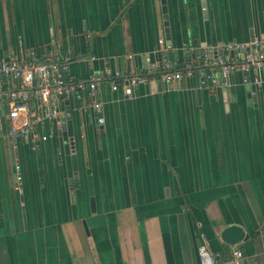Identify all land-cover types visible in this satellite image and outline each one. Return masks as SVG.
<instances>
[{"label":"crops","instance_id":"0c3cea01","mask_svg":"<svg viewBox=\"0 0 264 264\" xmlns=\"http://www.w3.org/2000/svg\"><path fill=\"white\" fill-rule=\"evenodd\" d=\"M164 2L165 58L182 78L112 91L113 73L162 59L161 0H0L2 59L58 51L71 79L97 86L62 101L33 141L6 139L0 105V264H200L201 244L218 264L234 250L263 264L264 82L250 105L245 87L264 69L185 71L217 43L243 45L242 64L264 39V0ZM229 225L244 231L237 244L221 239Z\"/></svg>","mask_w":264,"mask_h":264},{"label":"built area","instance_id":"2783aa9c","mask_svg":"<svg viewBox=\"0 0 264 264\" xmlns=\"http://www.w3.org/2000/svg\"><path fill=\"white\" fill-rule=\"evenodd\" d=\"M159 44L162 45L159 50L162 59L159 62L148 64L145 73L139 76L128 77L119 72L113 73L109 77L111 90L123 88L129 91L139 84L150 82L151 75H156V78L165 84L181 79L182 71L165 58L169 46L165 45L163 40H159ZM245 50L244 46L238 43H217L204 49L202 54L193 55L185 72L200 66H215L219 69L220 78L224 80L237 69L246 72L263 70L264 39L249 43L246 54H243V63L237 64L234 55L244 53ZM205 78H209V75ZM121 80L122 84L118 82ZM255 82V86L259 88L264 79ZM200 83H204V78ZM96 89V79L83 83L70 78L68 60L60 52L49 51L42 57L34 49L18 46L16 52L7 59L0 57V105L6 108V139L12 143L33 141L37 129L56 120L59 114L58 106L62 101L84 92H89V95L94 97ZM92 108L98 112L99 103L94 102ZM97 122L102 124V119L97 118ZM197 254L200 264H218L217 255L210 252L204 244L198 246ZM262 258L264 264V251ZM242 260L241 251L234 250L230 264H241Z\"/></svg>","mask_w":264,"mask_h":264},{"label":"water","instance_id":"95a60500","mask_svg":"<svg viewBox=\"0 0 264 264\" xmlns=\"http://www.w3.org/2000/svg\"><path fill=\"white\" fill-rule=\"evenodd\" d=\"M161 5H162V13L164 15V33H165V40H166V45H170V37H169V29H168V22H167V16H166V7L164 0H161ZM218 54H220V51H218ZM158 60H160V57H157ZM245 74H248V72H245ZM246 97L248 99L247 104L250 105L254 102H256V86L253 84L246 85ZM2 109V108H1ZM244 237V231L240 226L237 225H229L225 227L222 232H221V239L229 244V245H234L239 243ZM254 263V262H253ZM250 262V264H253ZM243 264H248V263H243Z\"/></svg>","mask_w":264,"mask_h":264}]
</instances>
